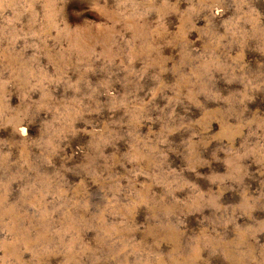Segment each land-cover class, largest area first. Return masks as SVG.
I'll return each instance as SVG.
<instances>
[{"label": "rangeland", "instance_id": "374dc122", "mask_svg": "<svg viewBox=\"0 0 264 264\" xmlns=\"http://www.w3.org/2000/svg\"><path fill=\"white\" fill-rule=\"evenodd\" d=\"M0 264H264V0H0Z\"/></svg>", "mask_w": 264, "mask_h": 264}]
</instances>
